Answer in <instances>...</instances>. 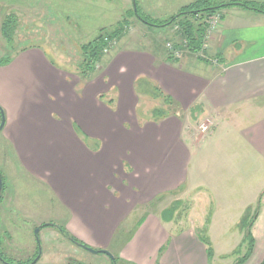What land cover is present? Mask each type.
Returning <instances> with one entry per match:
<instances>
[{
  "label": "crops",
  "instance_id": "1",
  "mask_svg": "<svg viewBox=\"0 0 264 264\" xmlns=\"http://www.w3.org/2000/svg\"><path fill=\"white\" fill-rule=\"evenodd\" d=\"M241 1L264 4V0ZM226 7L208 45L209 52L219 57L218 65L192 56L175 57L164 45L166 38L158 41L151 37L147 43L144 39L131 42L129 37L122 51L104 65L100 62L90 80L83 82L88 86L83 91L85 97L78 87L82 80H73V73L47 48L28 47L0 66L4 135L17 160L68 207L69 234L114 257L102 252L80 253L60 225L50 223L53 225L41 228L47 222L32 218L26 206L13 198L16 191L3 192L4 225L11 228L12 235L19 238L22 233L27 238L20 261L34 258L26 263L32 264L37 259V235L29 234L31 228L40 226L43 251L34 264L63 248L75 254L78 264H210L200 228L183 227L177 217L163 220L161 213L170 206L160 213L149 208L142 212L141 206L184 185L191 152L182 136L190 135L185 129L193 119L209 122L210 135L205 140L215 145L216 151L228 155L240 145L246 148L243 162L256 156L264 164V13L239 5ZM47 83L64 85L69 93L63 97L61 90L53 89V95L44 88ZM112 88L117 90V100L104 102L105 93ZM51 94L60 96L59 101L51 103ZM148 96L163 102L171 98L173 109L159 107L164 115L155 117L154 109L152 117H145L140 108ZM195 107L198 111L193 113ZM74 125L99 140L100 147L85 146L74 137ZM63 130L73 137H64ZM110 135L112 139H108ZM205 187L213 192L210 186ZM242 204L240 209H246L248 203ZM20 218L27 221L25 227L17 226ZM210 225L208 221L203 231L208 233ZM251 232L255 246L243 264H251L256 256L255 264H260L264 259V206L260 205ZM25 243L11 247L15 251ZM6 251L12 256V250Z\"/></svg>",
  "mask_w": 264,
  "mask_h": 264
},
{
  "label": "rangeland",
  "instance_id": "2",
  "mask_svg": "<svg viewBox=\"0 0 264 264\" xmlns=\"http://www.w3.org/2000/svg\"><path fill=\"white\" fill-rule=\"evenodd\" d=\"M193 1L195 0H137L140 11L145 16L158 21H164L176 15L182 7ZM131 7H133L132 0H0V61H4V63H0V66L9 64L7 59L15 57L28 47L47 48L45 50L50 55L58 56L60 63L73 73V80H82V84L80 83L78 87L82 89L83 94V91L88 87L83 82L89 81L91 76L83 77L82 75L84 70L82 45L95 39L102 28L116 25L118 21L127 16L128 9ZM228 8L218 9L207 19L208 32L200 48L196 51L191 50L188 40L181 36L178 24L155 27L131 16L129 17V26L126 28V36L120 42L115 41L109 45L104 53L106 56L100 64L104 65L108 59L122 51L129 37L132 39L131 42L144 39L147 43H150L153 40L151 37H153L158 41H164L166 38L164 42L166 48L168 47L167 41L171 42L175 48L181 47L182 50L179 51L177 58L184 55L192 56L191 59H203L218 65L219 57L217 58L209 52L208 45L220 23L221 13ZM12 18L15 22H11L12 39L9 42L1 28L4 21H11ZM116 43L118 44L117 49H112ZM134 46L136 45L134 44ZM44 49L43 51H45ZM95 65L98 70L99 63ZM69 82L68 79L67 83L69 84ZM44 88L53 95L56 89L57 91L61 90L60 94L63 97L69 93L64 85L55 87L51 83H47ZM149 88L148 86L149 93L154 94V90ZM53 89L55 90L52 91ZM116 92L117 90L112 88L109 93H105L103 101L108 102L110 98L117 100ZM85 95L84 93L81 97H85ZM49 96L51 103L58 102L60 99V96L54 97L52 94ZM142 103L140 110L144 112L145 117L149 118L152 117L153 110L159 107H164L170 112L173 109L166 101H158L151 96L145 98ZM62 109H64L63 106ZM63 115L65 116L66 112L63 111ZM193 120L192 124H189L185 129L190 135L182 136L185 148L191 152L184 185L181 188L160 194L150 203L143 204L141 211L149 208L160 213L166 206H171L177 200L181 201L182 206L175 217L181 220L180 224H184L183 227L191 229L197 227L202 232L210 221L211 225L206 233L207 238L211 237L212 244L210 264H236L250 246L246 237V229L242 224L243 218L249 209H251L250 215L253 216L260 205L264 206V164L256 156L243 162L242 157L246 148L240 145H236L228 155L216 151L215 145H212L209 140H205L210 132L203 133L200 129L201 124H209V122ZM1 122L2 120H0V124ZM74 130L76 134L72 132L73 136L79 138L85 146L94 149L100 147L99 140L77 130V125H74ZM4 131L5 129L0 131V173L5 195L10 191H16L15 196L12 193L10 195L12 194L13 198L20 200L21 204L26 206L27 212L32 218L42 223L47 222L45 224H58L66 229L70 221L68 207L59 200L58 195L47 183L25 172L15 156L13 147L5 139ZM62 133L64 137H73L70 132L64 134L63 130ZM112 136L110 135L108 139H112ZM236 153L238 157H236ZM205 185L210 186L213 192L205 189L207 188ZM242 203H248L244 210L240 209ZM1 207L0 245L2 251L15 263L32 262L34 258L20 261L24 258L26 251V235L24 238L22 233L19 238L17 235H12L11 228L4 225V222L7 221L2 219L3 206ZM20 219L21 222L17 226L25 227L22 225L27 221H24L23 218ZM37 228L40 226H35L34 230L31 228L29 236L33 237ZM16 236L19 239L17 243L13 241ZM20 243H25V246L16 247L14 251L11 246L21 245ZM73 245L80 253L88 251L79 245ZM6 248L13 251L12 256H8ZM41 251H43L42 246ZM70 252L64 248L55 249L51 256L45 257L40 264H78L75 254ZM37 254L38 251L35 253V257ZM257 257L251 264L257 262Z\"/></svg>",
  "mask_w": 264,
  "mask_h": 264
},
{
  "label": "trees",
  "instance_id": "3",
  "mask_svg": "<svg viewBox=\"0 0 264 264\" xmlns=\"http://www.w3.org/2000/svg\"><path fill=\"white\" fill-rule=\"evenodd\" d=\"M219 1V0H218ZM134 7L132 10L129 11L127 16L123 17L116 25L111 26L109 28H102L95 39L92 41L82 45L83 50V66L84 70L82 71L83 77H89L92 73L96 71V63H100L103 57L106 55L104 54L105 51L108 49L109 45L113 42H117L126 34V28L129 26V17H137L139 20L144 22L145 24H149L150 26L155 27H167L173 23L178 24L179 29L181 31V36L186 38L189 42V46L191 50H198L200 48L201 43L203 42L204 38L206 37L207 33V19L212 16L214 13L218 11V9L223 8L225 6H244L246 8L256 10L258 12L264 13V4H260L254 1H241V0H220L217 2L216 0H195L192 3L182 7V9L176 14L164 21H158L151 19L145 16L138 6L137 0H134ZM16 18V17H15ZM198 21V22H197ZM11 22H15L12 18L10 20L4 21L1 31L3 35L9 40L12 39V24ZM7 59L6 61H9ZM0 63H4V61H0ZM165 101L168 104H173L172 99L169 97L165 98ZM198 111V107H195L193 113ZM1 114V110H0ZM165 114L164 110L157 109L154 112L155 117H160ZM79 128H77L78 130ZM4 192V187L0 190V198ZM1 201V199H0ZM182 206V202L177 200L175 201L169 208L165 209L161 213V218L165 221L174 220L179 213V210ZM260 208L258 207L253 216L250 215L251 209L248 210L246 216L243 218V227L246 229V237L250 243L248 251L243 255L236 264H243L246 262L253 253L255 240L251 233L252 226L259 214ZM53 224H43L41 228L52 226ZM61 231L69 237L73 242L76 244H82L76 241L69 232L62 226H59ZM201 240L207 244V255L210 259L212 256V245L209 242L207 237L199 236ZM98 252H101L98 251ZM39 254V253H38ZM36 255V257L38 256ZM0 258H2L8 264H19L15 263L10 257H7L6 254L2 251L0 245ZM115 262H119L118 258H115ZM0 264H4L0 260ZM260 264H264V259Z\"/></svg>",
  "mask_w": 264,
  "mask_h": 264
},
{
  "label": "water",
  "instance_id": "4",
  "mask_svg": "<svg viewBox=\"0 0 264 264\" xmlns=\"http://www.w3.org/2000/svg\"><path fill=\"white\" fill-rule=\"evenodd\" d=\"M0 110H1V117H2V119H1L2 122L0 124V131H1L4 128V125H5V114H4V111H3V109L1 107H0ZM2 187H3V184H2V178H1V173H0V189H2ZM39 231H40V228H37L36 231H35V233L37 235V241H38L39 247H40V251H39V255H38L37 259L39 258V256L41 255V252H42L41 251V246H40L39 235H38ZM198 233L201 234L202 236H204L206 234V229H204V231H202V232H199L198 231ZM78 245L81 246V247H83V248H85V249H87L88 251H91V252H94V253H97L98 252L97 250H94V249H92V248H90V247H88V246H86L84 244H78ZM101 252L104 253V254H107L109 257H111L112 259H114L113 255L109 251H107V250H101ZM0 260L4 264H8L2 258H0ZM36 260L32 264H34L36 262Z\"/></svg>",
  "mask_w": 264,
  "mask_h": 264
},
{
  "label": "built area",
  "instance_id": "5",
  "mask_svg": "<svg viewBox=\"0 0 264 264\" xmlns=\"http://www.w3.org/2000/svg\"><path fill=\"white\" fill-rule=\"evenodd\" d=\"M167 46L169 51H171L175 57L179 56V51L181 49H178V47L175 48V46L171 42H167ZM200 129L203 131V133H208L210 132V124H201Z\"/></svg>",
  "mask_w": 264,
  "mask_h": 264
}]
</instances>
